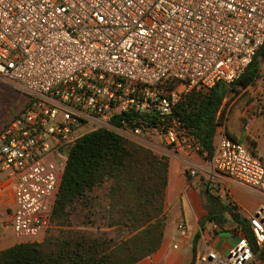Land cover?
<instances>
[{
    "label": "built area",
    "instance_id": "1",
    "mask_svg": "<svg viewBox=\"0 0 264 264\" xmlns=\"http://www.w3.org/2000/svg\"><path fill=\"white\" fill-rule=\"evenodd\" d=\"M262 46L264 0H0V85L15 84L29 98L0 129L16 237L45 234L68 150L92 131L113 130L160 154L154 136L174 153H202L175 107L192 90L232 86ZM258 99L264 104V91ZM211 164L214 176L262 200L248 231L231 228L234 245L208 243L195 264H254L255 246L264 251V163L225 133ZM180 232L189 237L184 221Z\"/></svg>",
    "mask_w": 264,
    "mask_h": 264
},
{
    "label": "trees",
    "instance_id": "2",
    "mask_svg": "<svg viewBox=\"0 0 264 264\" xmlns=\"http://www.w3.org/2000/svg\"><path fill=\"white\" fill-rule=\"evenodd\" d=\"M263 60L264 46L233 88L255 85ZM227 93L223 83L207 93L192 90L175 107L207 158L215 152ZM169 167L167 156L113 130L86 134L68 150L46 236L1 249L0 264H136L152 256L165 237ZM204 185L208 212L199 221L201 228L213 222L225 228L232 218L248 231L238 206L215 194L211 181ZM199 237L200 232L196 241ZM255 250L264 264V251ZM196 254L195 244L190 264L196 263Z\"/></svg>",
    "mask_w": 264,
    "mask_h": 264
},
{
    "label": "crops",
    "instance_id": "3",
    "mask_svg": "<svg viewBox=\"0 0 264 264\" xmlns=\"http://www.w3.org/2000/svg\"><path fill=\"white\" fill-rule=\"evenodd\" d=\"M1 96V95H0ZM261 107V109H260ZM249 117L242 129L232 131L233 139L242 142L251 152L264 162V104L260 100L252 109L246 110ZM244 116L246 114L244 113ZM2 126H0L1 129ZM220 139L219 130L215 138L217 147ZM161 154L168 157L169 184L167 187V211L169 212V202L186 199L190 206L197 225H189L182 217L176 219L174 229L169 230V222L165 230L163 243L158 251L152 256L147 257L136 264H190L194 257V245L197 247V254L204 250L209 243L212 247L223 250L230 248L237 240V236L231 231L236 227V221L230 219L225 228L213 229V223H207L204 229L201 228L199 221L207 214L204 206L203 188L201 177L195 174L188 175L189 169L194 168L201 171L200 168L207 165V169L212 173L211 159H206L207 152L188 153L185 151L174 153L166 146H160ZM216 149V148H215ZM195 170V171H196ZM188 172V173H187ZM191 173V172H190ZM200 177V179H199ZM221 183H224L222 191L214 190L225 203L234 202L238 206V211L243 217L248 218L250 212L254 211L260 204L262 197L259 192L252 191L237 181L225 176H214ZM212 183V182H211ZM199 203L202 208L198 209ZM16 208L14 186L5 172H0V250L10 247L21 240L16 237L11 221ZM168 215V213H167ZM184 221L189 230V237H182L180 232V223ZM177 227V228H176ZM200 232V237L196 241V235ZM196 254V257H197ZM254 264H261L258 256Z\"/></svg>",
    "mask_w": 264,
    "mask_h": 264
},
{
    "label": "rangeland",
    "instance_id": "4",
    "mask_svg": "<svg viewBox=\"0 0 264 264\" xmlns=\"http://www.w3.org/2000/svg\"><path fill=\"white\" fill-rule=\"evenodd\" d=\"M261 76L264 75V60L261 61ZM228 89L227 96L223 104V117L221 124L218 128L219 134L227 133L229 136L232 135V131L236 129H242L246 124V119L249 117V114L246 110L252 109L258 101V97L262 91H264V84L259 79L257 83L249 88H238L235 89L233 86H226ZM0 95H1V108H0V126H3L5 122L9 121L15 116V114L21 112L28 102V97L21 92V90L12 83L1 82L0 85ZM244 113L246 116H244ZM153 141L159 146H165L164 141L158 137H152ZM201 154V153H200ZM206 159L207 156L205 157ZM207 165L200 168L201 171H198L194 168L189 169L191 174L196 170L195 176L199 175L201 177L202 188H205L204 182L211 181L214 184H217V190L222 191L224 188L220 180H218L212 173L206 170ZM199 177V179H200ZM169 212L168 213V222L169 230L174 229L176 219L182 217L184 213V221L186 220L189 225H197L196 219L193 216L192 210L188 205L186 199L177 201L175 204L173 201L169 202ZM168 207V206H167ZM203 206L199 203L198 209H201ZM185 221V222H186ZM177 228V227H176ZM48 231V230H47ZM45 234L39 239L43 240L47 234ZM224 251H227L228 248H224Z\"/></svg>",
    "mask_w": 264,
    "mask_h": 264
}]
</instances>
